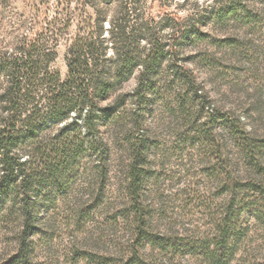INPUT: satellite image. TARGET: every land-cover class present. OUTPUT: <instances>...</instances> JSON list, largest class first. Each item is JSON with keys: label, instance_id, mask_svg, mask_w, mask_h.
Instances as JSON below:
<instances>
[{"label": "rangeland", "instance_id": "374dc122", "mask_svg": "<svg viewBox=\"0 0 264 264\" xmlns=\"http://www.w3.org/2000/svg\"><path fill=\"white\" fill-rule=\"evenodd\" d=\"M119 28L140 62L94 99L92 130L91 102L81 115L37 121L42 145L66 128L85 150L62 170V192L0 193V264H211L216 247L228 264H264V181L244 186L259 161L264 179V0H0V54L45 32V64L64 79L77 35L101 34L92 87L113 79ZM154 45L160 54L145 77L154 88L142 106L133 96ZM7 87L0 77V96ZM48 93L41 83L27 111L50 114ZM142 141L147 170L135 201L127 145ZM232 203L242 211L229 212ZM141 217L142 239L133 226Z\"/></svg>", "mask_w": 264, "mask_h": 264}, {"label": "trees", "instance_id": "16d2710c", "mask_svg": "<svg viewBox=\"0 0 264 264\" xmlns=\"http://www.w3.org/2000/svg\"><path fill=\"white\" fill-rule=\"evenodd\" d=\"M176 25L179 30L181 23L178 21ZM111 32L113 33L114 29H111ZM98 35L95 37L93 34L88 36L77 35L71 45L67 61L68 76L66 79L62 77L59 71L53 72L45 64L52 55L45 51L47 43L40 44L42 39L46 37L45 32L39 40L34 42L27 40L28 37L24 38L25 40L23 39L19 43L20 45L14 55L7 52L0 54V77L5 76L8 83L4 94L0 96V101H3L0 102V193H5L11 186L23 187L26 195L33 190L36 196H40L36 187L40 188L41 186H50L55 188V192H62L61 172L74 165L76 155L85 150V146L79 139L76 142L75 137L70 135V132H66V128L56 135L50 145H42L41 142L37 141L39 135V130L36 127L38 126L37 121L45 120V118H53L57 122L62 121L67 118L72 108H76L78 114L81 115L85 106L91 102L90 111L85 117V123L92 130L96 119L93 109L94 99L99 94L110 92L113 87L128 80L132 75L133 68L140 62L136 55L134 43L125 36L123 29L119 28L116 39L121 43V53L116 56L114 62L116 70L113 73V79L111 82L101 85L96 84L95 87H92L94 83L92 66L96 68L99 58L106 53L103 40L100 39L101 34ZM175 38L178 42L181 39ZM154 46L152 52L143 61L146 69L133 96L136 103L142 106L146 104V93L154 88L153 83L145 79L150 74V70L153 69L155 58L160 54L157 50L158 47ZM109 67L112 72L113 64ZM187 78V76H184L185 82H187ZM188 82L192 85L190 81ZM41 83H46L49 86L47 101L52 106V111L46 117L42 115L38 106L34 107L33 112L27 111V107L34 103L36 89ZM4 113L6 114L4 115ZM102 116L110 117L111 115L105 112ZM232 128L236 133L235 127ZM74 131L72 132L76 133ZM141 144L140 146L133 143L127 145L129 158L131 159L128 188L131 195H135V201L140 193L142 179L147 170L142 164L146 145L143 141ZM220 145L216 149L220 154L219 165L223 168L227 160L221 159L222 147ZM28 152L30 155L23 159ZM104 160L103 158V163ZM254 163L256 164V162ZM261 164L262 162L259 161L256 165L249 166L253 174L248 173L245 175L246 185L244 186L256 190L258 188L256 181H264L257 170V167ZM35 171H39V174H34ZM25 209V219L28 221L30 218L29 207L26 206ZM229 209L232 214L242 211V209L236 208L234 203L230 205ZM135 213L138 216L140 210H136ZM135 222L133 226L137 227L136 230H139L140 238H145L144 226L147 219L141 217L138 222ZM228 232L227 230L226 233ZM222 245V248L233 247L230 246L226 238H223ZM208 250L211 264H228L218 247L214 250Z\"/></svg>", "mask_w": 264, "mask_h": 264}]
</instances>
